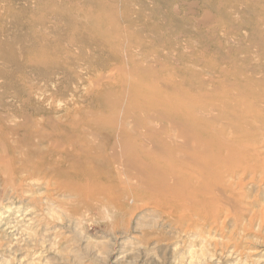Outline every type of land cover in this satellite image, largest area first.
Listing matches in <instances>:
<instances>
[{
	"label": "rangeland",
	"instance_id": "374dc122",
	"mask_svg": "<svg viewBox=\"0 0 264 264\" xmlns=\"http://www.w3.org/2000/svg\"><path fill=\"white\" fill-rule=\"evenodd\" d=\"M116 8L129 21V49L144 74H160L218 111L224 107L215 96L239 93L241 79L264 88V0H0V136L13 148L12 157L0 153V264H264V226L247 224L242 234L217 233L216 240L205 235L206 242L141 206L131 213L129 197L81 198L76 184L51 189L55 176L32 171L41 156L55 158L53 125L66 114L53 99L60 94L51 56L66 58L71 28L84 13L109 16ZM95 58L97 75L103 65ZM212 122L219 123H203ZM8 161L12 177L2 171ZM261 198L263 205L264 190ZM119 202L128 205L126 214ZM231 237L238 238L234 249Z\"/></svg>",
	"mask_w": 264,
	"mask_h": 264
},
{
	"label": "bare ground",
	"instance_id": "6f19581e",
	"mask_svg": "<svg viewBox=\"0 0 264 264\" xmlns=\"http://www.w3.org/2000/svg\"><path fill=\"white\" fill-rule=\"evenodd\" d=\"M76 23L64 48L66 58H50L58 60L52 70L59 75L51 82L60 98L53 99L66 112L56 115L59 123L51 131L49 149L56 156L40 155L32 171L55 176L51 189L76 184L81 198L106 194L112 202L116 196L129 197L134 204L128 208L119 202L118 212L126 214L128 208L133 213L141 206L205 241L227 231L240 235L247 224L263 227L264 125L259 122L264 120V88L254 90L250 80L241 79L239 93L215 96L224 107L218 111L213 101L193 97L162 75L144 74L132 59L134 38L124 11L116 8L98 17L84 13ZM92 57L94 65H103L97 75ZM212 119L219 123H203ZM3 151L12 157L13 148L0 136ZM8 163L2 171L12 177ZM63 165L65 171L57 173ZM123 182L128 183L124 189L116 187ZM48 183L41 182L42 188ZM229 239L233 249L239 245L238 238Z\"/></svg>",
	"mask_w": 264,
	"mask_h": 264
}]
</instances>
